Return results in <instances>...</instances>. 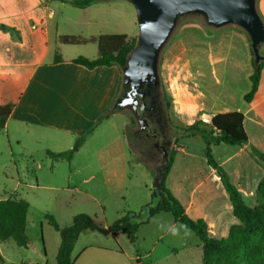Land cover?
Instances as JSON below:
<instances>
[{"label": "crops", "instance_id": "obj_1", "mask_svg": "<svg viewBox=\"0 0 264 264\" xmlns=\"http://www.w3.org/2000/svg\"><path fill=\"white\" fill-rule=\"evenodd\" d=\"M257 9L264 19V0H257ZM135 16L133 6L126 0H107L86 8L58 0H0V107L12 106L0 131L7 134L10 150L14 143L25 152H31L28 146L32 145L57 155L71 151L82 139L70 160L77 158L75 188L109 186L120 194L122 190L138 188L132 181L128 118L119 120L121 111L99 121L118 100L122 70L116 65L89 69L74 62L79 57L98 58L96 42L60 41L66 36L85 40L118 34L135 37ZM2 25L13 29L15 35L3 30ZM222 29L214 30L213 37H208L200 26L179 29L160 64V77L172 99L171 111L178 124L191 125L203 116L211 120L221 113L244 114L248 143L215 145L212 155L246 204L253 207L256 190L264 178V165L250 152L255 147L264 153V69L253 101L246 102L244 97L251 90L250 77L254 72L250 40L243 30L233 28L228 33ZM262 47L264 51V44ZM180 145L183 150L175 157L167 187L191 219L207 223L210 236L226 238L231 227L241 222L234 215L230 196L217 171L207 161L204 139L199 135L186 137ZM145 197L147 205L152 193L146 192ZM177 223L174 219L169 230L175 229ZM100 226L107 229L111 225ZM29 231L28 211V237ZM92 233L97 232L84 231L77 243ZM162 238L163 235L155 242ZM172 241L179 243V238L172 236ZM96 244L85 245L73 256L75 264L84 257L87 263L111 260L109 264H115V254L124 252L106 243ZM31 247L29 238L27 248ZM189 248L183 241L180 249L171 248V256H189ZM153 251L154 248L145 251L146 257Z\"/></svg>", "mask_w": 264, "mask_h": 264}, {"label": "trees", "instance_id": "obj_2", "mask_svg": "<svg viewBox=\"0 0 264 264\" xmlns=\"http://www.w3.org/2000/svg\"><path fill=\"white\" fill-rule=\"evenodd\" d=\"M68 3L77 8H86L107 0H58ZM261 17V15H260ZM262 21L264 19L261 17ZM3 30L9 31L15 35V31L2 25ZM207 30H218L207 26ZM137 38L127 35H102L92 40H85L79 37L66 36L61 37L60 41L65 44H85L89 41L96 42L99 55L95 60H89L79 57L74 60L75 63L83 65L89 69L98 66L116 65L123 70L127 65V60L131 52L137 45ZM251 42V41H250ZM253 55L254 72L250 77L252 82L251 90L245 95L246 102H252L260 84L262 71L264 69V58L259 63ZM264 57V53L261 52ZM163 93V102L167 111L172 108V99L166 92L163 84L161 86ZM118 96V99L124 94ZM12 106L6 105L0 107V130L5 127L6 121L11 114ZM119 107L111 108L104 114L99 121L109 117L114 113L121 112ZM170 140L173 144L176 140L186 137L201 136L205 142L204 153L210 166L218 173L222 185L228 192L233 206L234 215L241 224L231 227L229 235L223 239H216L210 236L207 223L202 220L191 219L180 201L172 194L166 184L168 174L172 168L175 157L178 152L183 150L182 146L172 148L169 151L168 159L165 160L163 154H155L150 144L145 142L136 143L135 132L130 126L126 130L129 143L132 148V154L136 157L138 150L144 159H140L138 164L148 168L146 160L156 162L154 178L160 182V189H153L152 200L145 205L141 212L146 213L145 218L136 222L134 219L139 216L135 212H128L122 218L116 220L109 228H102L96 223L93 217L87 214L76 215L69 226H60L54 216L47 214L45 218L50 225L60 234L61 243L57 253V264H75L73 251L80 235L84 231L98 232L103 235H112L115 239L120 234H126L131 242L137 240L138 229L141 224H148L150 220L162 213H171L176 222L182 224L187 229L193 231L202 242V261L203 264H264V178L256 190V204L251 207L246 204L241 192L231 182L227 172L216 162L212 155V147L220 144L227 145H246L249 141L248 134L244 127V114L242 112H228L215 115L210 124L204 123L201 119L191 125L174 124L171 121ZM82 139H79L74 148L69 152L57 154L56 157H67L72 159L76 151L79 150ZM252 156L264 165V153L255 147H251ZM50 155H52L50 153ZM54 155V154H53ZM139 157V156H138ZM30 204L18 197L7 198L0 201V241L6 242L14 240L18 247L27 248L29 237L27 235V214ZM140 263V260H137ZM0 264H5L4 258L0 254Z\"/></svg>", "mask_w": 264, "mask_h": 264}, {"label": "rangeland", "instance_id": "obj_3", "mask_svg": "<svg viewBox=\"0 0 264 264\" xmlns=\"http://www.w3.org/2000/svg\"><path fill=\"white\" fill-rule=\"evenodd\" d=\"M188 26H200L205 30L208 37L214 36L213 32L215 31L207 30L208 25L201 17H184L164 49L161 62L179 29ZM233 28L242 30L235 26L221 29L222 32H230ZM135 32H137L135 38L138 39L137 24ZM262 46L261 52L264 53ZM123 87L122 81L120 95L123 93ZM168 115H171V121L178 125L171 110L168 111ZM117 118L119 120L128 118L130 129H138V124L134 121L131 110H123ZM173 139L175 142L169 151L181 146L180 140L182 138L176 140L175 135ZM28 149L31 152H25L22 147L13 143L12 150H10L7 134L0 131V199L19 197L30 204L29 238L33 242V248L18 247L13 240L0 242V254L4 258L5 264H57L56 254L61 238L59 232L45 218L47 214L54 216L62 227L69 226L73 218L79 214H87L93 217L98 225H112L120 214L125 216L130 210H134L139 215L134 219L136 222L145 218L146 213H142V215L139 213L148 201L145 197L146 192L152 193L154 189L156 162L146 160L148 168L138 166L139 160L144 159L138 150L135 149L138 152L136 157L133 154L130 156L131 165L134 168L132 169V181L134 184H138V188L122 190L120 194L116 189L109 186L77 189L75 187L78 179L74 173L77 158L71 162L67 157L50 155V152H42L32 145H29ZM173 222L174 218L171 213H161L150 223L140 225L135 242H131L126 234H121L115 239L112 235L107 237L98 232L92 233L94 235L91 237H83L78 243L76 242L73 256L76 257L85 245L106 243L116 250L124 251L123 254H115L117 257L115 264H203L202 243L199 237L180 223H177L175 233H173L172 230H169ZM161 235L163 238L155 242ZM172 236L178 237L179 243L174 244ZM183 241L190 245L189 256L182 254L171 256V248L180 249ZM152 248L154 251L147 258L145 251ZM179 252L181 253V251ZM135 257H138L140 263L133 259ZM86 260L84 257L78 264L112 263L111 260L98 261L99 263L94 261L87 263Z\"/></svg>", "mask_w": 264, "mask_h": 264}, {"label": "water", "instance_id": "obj_4", "mask_svg": "<svg viewBox=\"0 0 264 264\" xmlns=\"http://www.w3.org/2000/svg\"><path fill=\"white\" fill-rule=\"evenodd\" d=\"M136 13L137 45L122 70L124 94L117 100L121 110L138 113L140 100L161 90L160 63L164 49L172 39L179 22L188 16L201 17L213 28L239 27L246 32L257 63L263 60L261 46L264 44V22L257 11V0H126ZM147 108L144 102L142 110ZM142 128L147 120L140 119ZM163 150L168 159L173 142L165 143ZM154 189H160L158 179Z\"/></svg>", "mask_w": 264, "mask_h": 264}, {"label": "flooded vegetation", "instance_id": "obj_5", "mask_svg": "<svg viewBox=\"0 0 264 264\" xmlns=\"http://www.w3.org/2000/svg\"><path fill=\"white\" fill-rule=\"evenodd\" d=\"M138 98L140 100L138 113L134 114L131 111L134 121L138 124V130L134 134L136 143L145 142L147 146L150 144L155 154H163V146L167 149L169 148L165 143L170 140L172 128L171 117L168 115V111L162 100V90H158L150 96L148 95L145 99H142L140 96ZM144 102L147 103V108L142 110L141 106ZM140 119L147 120L143 128L139 123Z\"/></svg>", "mask_w": 264, "mask_h": 264}, {"label": "built area", "instance_id": "obj_6", "mask_svg": "<svg viewBox=\"0 0 264 264\" xmlns=\"http://www.w3.org/2000/svg\"><path fill=\"white\" fill-rule=\"evenodd\" d=\"M201 120L204 122V123H206V124H210L211 123V120L209 119V118H207V117H202L201 118Z\"/></svg>", "mask_w": 264, "mask_h": 264}, {"label": "clouds", "instance_id": "obj_7", "mask_svg": "<svg viewBox=\"0 0 264 264\" xmlns=\"http://www.w3.org/2000/svg\"><path fill=\"white\" fill-rule=\"evenodd\" d=\"M172 231H173V233H175V229L174 228L172 229Z\"/></svg>", "mask_w": 264, "mask_h": 264}]
</instances>
